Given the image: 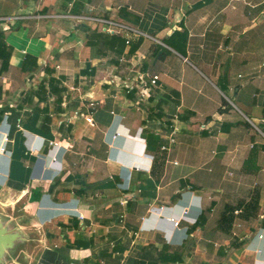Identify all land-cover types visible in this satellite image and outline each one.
Returning <instances> with one entry per match:
<instances>
[{
  "label": "crops",
  "instance_id": "obj_1",
  "mask_svg": "<svg viewBox=\"0 0 264 264\" xmlns=\"http://www.w3.org/2000/svg\"><path fill=\"white\" fill-rule=\"evenodd\" d=\"M4 190L5 264H264V0H0Z\"/></svg>",
  "mask_w": 264,
  "mask_h": 264
},
{
  "label": "built area",
  "instance_id": "obj_2",
  "mask_svg": "<svg viewBox=\"0 0 264 264\" xmlns=\"http://www.w3.org/2000/svg\"><path fill=\"white\" fill-rule=\"evenodd\" d=\"M13 19V18H12ZM16 19V18H14ZM83 22L86 20H91V21H95L96 23L101 24L102 29L109 33V34H118L120 31H126V32H131V33H135V34H141L140 32L136 31L134 28H132L131 26L128 25H124L120 22H115L112 20H105V19H100V18H96V17H85V18H80ZM86 19V20H85ZM152 38V37H151ZM153 39V38H152ZM127 44H129V41H127ZM132 74V75H131ZM117 77H115L116 79ZM114 82L118 85L121 86L127 93H130L133 90H138L140 97L141 98H150L152 97V95L155 93V91L157 89H159L160 87V76L157 74H153L152 72L148 71V70H142V69H134L129 71L128 73L124 74V78H119V81L116 82L114 80ZM90 107L94 108L95 103H90ZM86 121L90 124V125H94V119L92 118V116H87L86 117ZM179 128L174 126L172 131L170 132V135L168 137L169 139V145H173L176 142L175 139V134L178 132ZM6 141L8 140V138L6 137L5 139ZM50 145H54L57 146L56 142H50ZM170 146L167 145H163L162 149L163 150H169ZM6 149L2 148L1 151L4 152ZM184 215L188 214V209H185L183 211ZM169 221H171L176 227H178L180 225V220L174 218V217H170L168 218ZM258 238L259 239H263L264 238V234L262 233H258Z\"/></svg>",
  "mask_w": 264,
  "mask_h": 264
},
{
  "label": "rangeland",
  "instance_id": "obj_3",
  "mask_svg": "<svg viewBox=\"0 0 264 264\" xmlns=\"http://www.w3.org/2000/svg\"><path fill=\"white\" fill-rule=\"evenodd\" d=\"M225 99H227V98L225 97ZM17 193L18 192L10 191L9 194H8V192L4 190L0 194V199H2V200L8 199V198L14 196ZM22 206H23L22 204H18V205H15L13 207H9L8 206V207L5 208L2 205H0V221L5 226L7 224H9L8 226H9L10 233L17 231L16 228L18 227V223H26L28 225V227H30V228L32 226L30 221L26 220L25 222H23V219H20V218H23L22 216L24 214L22 212V209H21ZM12 220H14V221H12Z\"/></svg>",
  "mask_w": 264,
  "mask_h": 264
},
{
  "label": "water",
  "instance_id": "obj_4",
  "mask_svg": "<svg viewBox=\"0 0 264 264\" xmlns=\"http://www.w3.org/2000/svg\"><path fill=\"white\" fill-rule=\"evenodd\" d=\"M8 225L5 226L0 221V264H5L7 252L12 250L14 245L21 240L18 232L10 233Z\"/></svg>",
  "mask_w": 264,
  "mask_h": 264
},
{
  "label": "trees",
  "instance_id": "obj_5",
  "mask_svg": "<svg viewBox=\"0 0 264 264\" xmlns=\"http://www.w3.org/2000/svg\"><path fill=\"white\" fill-rule=\"evenodd\" d=\"M178 37H183L184 39H186V33L185 32H178V31L174 32L173 35L167 40L168 41L167 44L172 46L173 45L172 40L173 39L175 40ZM112 40L122 42V46H124V44H125V41L120 36H112ZM195 227L196 226H194L193 229H195ZM171 259H174V257H171Z\"/></svg>",
  "mask_w": 264,
  "mask_h": 264
},
{
  "label": "bare ground",
  "instance_id": "obj_6",
  "mask_svg": "<svg viewBox=\"0 0 264 264\" xmlns=\"http://www.w3.org/2000/svg\"><path fill=\"white\" fill-rule=\"evenodd\" d=\"M23 192H18L17 194H15L14 196L8 198V199H5V200H2L0 199V205H2L3 207H13L16 205L17 202H19L21 199V197L23 196ZM40 231V230H39Z\"/></svg>",
  "mask_w": 264,
  "mask_h": 264
}]
</instances>
